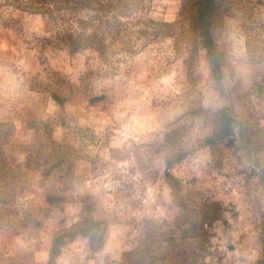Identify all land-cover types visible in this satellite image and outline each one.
<instances>
[{
    "label": "rangeland",
    "instance_id": "1",
    "mask_svg": "<svg viewBox=\"0 0 264 264\" xmlns=\"http://www.w3.org/2000/svg\"><path fill=\"white\" fill-rule=\"evenodd\" d=\"M181 3L135 0L105 54H71L46 45L41 15L0 0V121L13 153L22 155L19 144L41 151L47 138L73 157L68 173L25 170L0 205V264H136L134 251L155 264H261L264 0H221L211 29L219 79L177 23ZM51 89L67 97L62 105ZM223 107L237 122L212 149L203 138ZM177 125L185 155L169 170L178 195L188 207L217 208L215 219L200 220V236H189L199 216L163 176L160 144ZM86 214L101 221V244L77 233L49 261L53 237Z\"/></svg>",
    "mask_w": 264,
    "mask_h": 264
},
{
    "label": "trees",
    "instance_id": "2",
    "mask_svg": "<svg viewBox=\"0 0 264 264\" xmlns=\"http://www.w3.org/2000/svg\"><path fill=\"white\" fill-rule=\"evenodd\" d=\"M135 0H10V3L24 11L39 14L47 28H50L48 35L43 37L46 45L51 48H61L68 53H99L105 54L108 47L107 39L119 33L120 18L126 14L127 6ZM221 0H182L177 23L185 24L192 34L193 42L201 43L205 49L214 77H221V55L217 50L211 29L221 19ZM156 25L169 26L171 23L159 21ZM113 26V29H112ZM195 40V41H194ZM51 98L62 105L67 97H61L57 89L50 90ZM235 115L227 108H219L213 112L212 131L203 138V144L214 149L226 137L234 133L236 125ZM9 123L0 121V205L7 203L8 197L14 194L18 180L24 175L25 170L36 167L44 174L52 170H64L68 173L73 163L72 150L65 144L46 140L43 150L35 149V144L18 145L22 155L13 153V148L7 137V126ZM43 125H47L43 122ZM181 125L170 128L164 133L163 141L160 144L162 159L165 164L164 178L168 185L174 189V195L179 204L199 216L189 222V236H200L204 233L201 230L200 222L205 216L216 218L215 207L204 205L198 209L189 206L178 195V179L170 173V167L181 160L185 155L183 148L179 145L181 136ZM41 142V141H37ZM35 149V150H33ZM12 151V153H11ZM21 159V160H18ZM13 198V197H11ZM191 218V219H192ZM101 221L90 214L84 215L80 220L71 223L68 228L63 229L52 239L49 249V261H52L58 254L60 246L66 239L77 233H87L92 242L101 244L103 229ZM201 230V231H200ZM264 247V243H263ZM146 252V251H145ZM135 263L155 264V257L147 253L148 260H141L140 251H134ZM142 262V263H141ZM261 264H264V256Z\"/></svg>",
    "mask_w": 264,
    "mask_h": 264
}]
</instances>
